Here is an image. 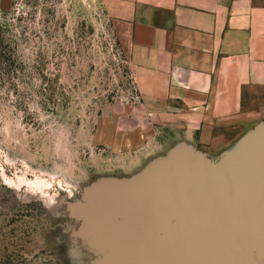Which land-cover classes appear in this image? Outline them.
<instances>
[{
    "label": "rangeland",
    "instance_id": "1",
    "mask_svg": "<svg viewBox=\"0 0 264 264\" xmlns=\"http://www.w3.org/2000/svg\"><path fill=\"white\" fill-rule=\"evenodd\" d=\"M0 24L24 64L0 85V264H168L181 159L142 133L105 4L3 0Z\"/></svg>",
    "mask_w": 264,
    "mask_h": 264
},
{
    "label": "crops",
    "instance_id": "2",
    "mask_svg": "<svg viewBox=\"0 0 264 264\" xmlns=\"http://www.w3.org/2000/svg\"><path fill=\"white\" fill-rule=\"evenodd\" d=\"M3 0H0V4ZM139 95L154 156L243 152L264 125V0H101Z\"/></svg>",
    "mask_w": 264,
    "mask_h": 264
},
{
    "label": "water",
    "instance_id": "3",
    "mask_svg": "<svg viewBox=\"0 0 264 264\" xmlns=\"http://www.w3.org/2000/svg\"><path fill=\"white\" fill-rule=\"evenodd\" d=\"M177 159L176 220L187 229L172 238L168 264H264V125L223 163Z\"/></svg>",
    "mask_w": 264,
    "mask_h": 264
},
{
    "label": "trees",
    "instance_id": "4",
    "mask_svg": "<svg viewBox=\"0 0 264 264\" xmlns=\"http://www.w3.org/2000/svg\"><path fill=\"white\" fill-rule=\"evenodd\" d=\"M7 25L0 24V85L18 86L15 73L23 69L24 64L17 55L15 41L9 38Z\"/></svg>",
    "mask_w": 264,
    "mask_h": 264
}]
</instances>
